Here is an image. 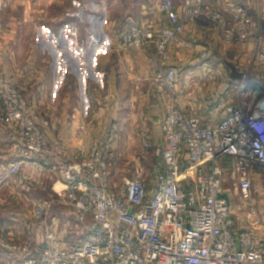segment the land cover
<instances>
[{
    "label": "built area",
    "instance_id": "2783aa9c",
    "mask_svg": "<svg viewBox=\"0 0 264 264\" xmlns=\"http://www.w3.org/2000/svg\"><path fill=\"white\" fill-rule=\"evenodd\" d=\"M9 7L0 0V16ZM160 11L169 25L145 21L126 28L116 34L111 51L151 48L166 64L172 46L190 47L182 38L186 27L202 24L236 56L241 77L227 72L228 88L214 105L188 112L178 68L154 74L164 110L163 167L148 180L137 170L132 180L113 188L109 163L117 126H108V133L93 138L88 148L52 140L28 110L23 86L7 80L0 68V123L12 136L17 156L0 177V187L12 177L21 185L39 183L53 165L63 186L57 197L85 228L77 245L64 248L53 228L54 199L39 201L34 216L45 239L37 252L17 242L0 221V249L8 258L21 264H264V243L257 234L261 219L252 195L254 173L264 177V14L258 19L248 4L237 3L229 17L204 0H185L181 9L162 0ZM69 36L80 48L76 24ZM197 55L209 62L208 49ZM150 147L145 140L144 148ZM227 165L249 208L248 226L238 234L225 190Z\"/></svg>",
    "mask_w": 264,
    "mask_h": 264
},
{
    "label": "crops",
    "instance_id": "0c3cea01",
    "mask_svg": "<svg viewBox=\"0 0 264 264\" xmlns=\"http://www.w3.org/2000/svg\"><path fill=\"white\" fill-rule=\"evenodd\" d=\"M7 1L10 7L0 16V68L7 80L23 86L28 110L35 113L38 123L53 140L77 149L78 140L90 142L99 136L100 124L107 128L113 123L120 129L121 135L115 143L118 148L121 140L124 143L136 131L144 134L152 131L153 139L161 141L162 146L160 124L164 110L153 76L163 68H178L183 106L188 112L212 107L228 88L227 71L223 68V62L228 61L227 48L216 31L202 24L186 27L182 38L190 47L172 46L166 64L160 63L151 48L120 54L111 51L116 34L126 28L145 21L169 25L160 11L162 0ZM172 1L177 9L185 2ZM204 1L229 17L231 7L237 3L248 4L258 19L264 14V0ZM73 24L80 30V48L72 44L69 36ZM205 49L209 50L208 63L197 55ZM27 70L29 80L24 79ZM14 150L12 136L0 123V177L17 160ZM56 172L51 167L45 176L52 178ZM226 174L225 190L232 203L234 231L238 234L248 226L249 208L240 197L229 165ZM43 181L21 185L12 177L0 187V221L17 242L30 247L31 253L37 252L45 239V230L34 216L33 205L35 200V205L42 201L39 190L44 187ZM252 195L261 219L257 234L264 243V201L257 202L254 198L264 197V177L258 171L253 176ZM53 199V209L57 203L62 205L63 200L57 196ZM52 219L64 248L67 237L71 238L67 240L71 247L85 236V228L75 218L74 223L72 220L62 223L55 216ZM71 224L75 229H83L84 236L71 237L77 235L76 230L72 232L68 228ZM21 263L19 258L10 259L0 249V264Z\"/></svg>",
    "mask_w": 264,
    "mask_h": 264
},
{
    "label": "rangeland",
    "instance_id": "374dc122",
    "mask_svg": "<svg viewBox=\"0 0 264 264\" xmlns=\"http://www.w3.org/2000/svg\"><path fill=\"white\" fill-rule=\"evenodd\" d=\"M115 42H116V40H115ZM114 45L115 44L112 45L111 49L113 47H115ZM231 56H233V53L229 51L228 56H227L228 61L223 62V68L227 72H230V70L227 66L228 62L233 63V64L237 63V61L233 60V57H231ZM28 74L29 73L27 70V75L25 73L26 80H29ZM178 74L180 75V73H178ZM234 96H235V98H234V100H235L237 94L235 93ZM27 106H28V104H27ZM30 112L33 113L32 111H30ZM33 114L35 115V113H33ZM110 125H113V123ZM107 128L106 127L104 128L102 124L99 125V129H100L99 136L100 137L104 136V133H106V134L108 133L106 131ZM119 130L120 129L118 127H116V133H115L116 137L114 139L115 142H114L112 150H111L110 163H109L112 178L115 177V180H114L113 186H112L113 188H119V187L121 188V186H123L126 182L132 180V178L137 174V170L142 171L143 175H144V179L148 180L151 176H154L157 172H159L163 167L162 146L160 144L161 141H155L153 139L154 135H153L152 131H151V133H146V134H144L141 131H136V133L129 134L126 137L124 143L121 140V143L119 144V148H118L117 146H115V143L118 140V137H120V135H121L119 133ZM117 131H118V133H117ZM91 140L93 141L94 139H91ZM145 140H149L151 143V147L148 149L144 148V141ZM58 141H60V140H58ZM78 142H79V145L84 144L85 147L91 145V141L86 142L85 140L84 141L78 140ZM117 148H118V150H117ZM51 167H53V165L49 166V168H51ZM49 168H48V170H49ZM48 170H47V172H48ZM47 172L45 173V175L47 174ZM43 179H44V181H43L44 187L42 190H39V192L43 195L39 199L47 200V199L53 198L54 196H57V193L55 190H60V188L63 187L61 184H59V181L61 180L59 173L56 172V174L54 176H52V178H47L46 176H44L42 178V180ZM37 197H38V194H37ZM254 198H256L257 202L259 200L261 202L264 201V197L259 199L256 196H254ZM35 202H37V201L35 200L33 202L34 206H35V204H34ZM258 204H260V203H258ZM68 206L69 205H67V203L65 201L62 202V205L57 203L55 205L53 211H52L51 217H54V216H55V218L59 217V219L62 220V223L64 221H69V220H72V222H73L74 218H75V220H77L78 218H77L75 211ZM53 213H54V216H53ZM77 222H78V220H77ZM78 225H81V223L78 222ZM68 228L69 229L72 228V232L74 230H76V232H77V235H74L71 237H75V239H79V238L84 236L83 229H81V228L75 229L73 224H71V227H68ZM70 239H71L70 237H67V240H70ZM67 240H66V244H67V246H69L68 245L69 242H67ZM39 246H41V244Z\"/></svg>",
    "mask_w": 264,
    "mask_h": 264
},
{
    "label": "water",
    "instance_id": "95a60500",
    "mask_svg": "<svg viewBox=\"0 0 264 264\" xmlns=\"http://www.w3.org/2000/svg\"><path fill=\"white\" fill-rule=\"evenodd\" d=\"M228 68L230 69L231 77L234 79H238L241 77V73L238 72L236 66L233 63L228 62L227 63Z\"/></svg>",
    "mask_w": 264,
    "mask_h": 264
}]
</instances>
